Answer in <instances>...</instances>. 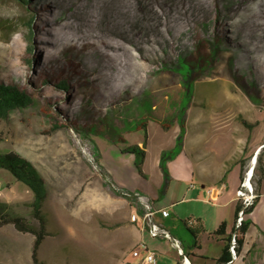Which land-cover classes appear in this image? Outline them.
Instances as JSON below:
<instances>
[{"label": "rangeland", "instance_id": "rangeland-1", "mask_svg": "<svg viewBox=\"0 0 264 264\" xmlns=\"http://www.w3.org/2000/svg\"><path fill=\"white\" fill-rule=\"evenodd\" d=\"M0 82L34 100L0 121V154L30 161L47 186L39 261L138 264L128 229L134 205L112 189L148 191L185 247L194 239L184 222L201 215L206 233L192 261L215 264L223 243L212 235L225 211L209 193L240 188L264 145V0H0ZM130 146L146 151L145 178L135 156L121 152ZM253 169L255 196L258 162ZM32 200L0 169V202L37 230ZM253 220L264 228V200ZM233 222L231 214L228 233ZM145 232L146 247L177 252ZM33 242L12 225L0 228V264H33ZM252 244L234 264H264L257 229L244 251Z\"/></svg>", "mask_w": 264, "mask_h": 264}, {"label": "trees", "instance_id": "trees-1", "mask_svg": "<svg viewBox=\"0 0 264 264\" xmlns=\"http://www.w3.org/2000/svg\"><path fill=\"white\" fill-rule=\"evenodd\" d=\"M25 4H29V0H21ZM184 65V63L179 60L177 68ZM188 67L189 72L186 75V82H190L194 80L195 76H190V71H193V68ZM59 86L62 88H66L65 82H60ZM184 88V97H190L191 90L189 85H183ZM34 104V100L31 95H29L26 91L18 88L15 85L5 84L0 82V121H4L8 118V116L17 110L27 109ZM264 107V101H263ZM243 125L248 129H253V126L246 124L245 122ZM64 126L57 127L55 129L63 128ZM164 130H167L165 126H162ZM142 128L145 131V141L143 147H145L147 133H146V125L143 124ZM184 127L181 125V135L178 138L177 146L182 145V140L184 137ZM122 153L134 155L136 158V169L141 177L145 178L143 173V164L146 159V151L139 146H130L125 148L121 151ZM264 145L261 148V151L258 155V172L260 178L258 180L257 186V194L252 201V204L246 208H243V205L240 201L236 202L235 205V213H234V224L231 232L229 234L226 233L227 226L225 223H222L217 230L214 231L213 236L221 238L223 243V248L221 251V255L218 259L214 262L215 264H231L232 262V255L230 253V245H231V238L235 233L240 231V237H237V243L235 247V252L237 257L241 253L242 243L245 238V235L251 226V222L249 220L243 221L241 228L237 231L235 229L236 221L238 219V214L242 210L244 211V216L247 217L253 213L256 206L260 200V186L264 182ZM165 157L162 159L161 168L163 170L164 175L167 174L166 167L164 165ZM240 166V180L242 179V162H236ZM0 169L7 171L10 175L17 181L23 184L32 194L33 200L31 202V209H32V216L38 222L39 228L36 230L32 228L27 221L22 218L21 216L14 215L8 206V204L0 202V228L12 225L14 229L22 234H31L34 237V242L32 246V253L31 259L33 264H45L38 259V251L43 244L47 232H46V220L42 213V208L44 201L48 195L47 186L43 181L39 171L35 168V166L25 158L21 157L17 153H4L0 154ZM112 193L118 197L124 198V194L115 192L114 190L110 189ZM188 231L192 234L194 239V245H196L198 235L204 231L202 225L200 224L197 229H192L187 227V222H184Z\"/></svg>", "mask_w": 264, "mask_h": 264}, {"label": "crops", "instance_id": "crops-1", "mask_svg": "<svg viewBox=\"0 0 264 264\" xmlns=\"http://www.w3.org/2000/svg\"><path fill=\"white\" fill-rule=\"evenodd\" d=\"M236 162L237 161H235V164H236ZM252 167H253V165L251 164L250 168H252ZM189 171H190L191 175H193L192 168ZM238 176H239V185H240V166H239V174H238ZM238 189H239V187L234 192H232V190H230V191H227L224 194H222V192H220L219 189L213 190L212 193L211 192L209 193L210 196H211L210 200L214 204L213 206L215 208H217V209H223L225 211V212H222V214H219L220 216H217V220L219 221L220 225L222 223H225L227 228H228V225H227L228 218L230 217L231 214L233 215L235 213V205H236V202L238 201V197H237L236 192H237ZM138 194H141V195L149 198L153 202V199L151 198V195H150V193L148 191H145V192L144 191H138ZM116 198L125 201L121 197L116 196ZM263 200H264V194H262L261 190H260L259 203L256 206V208L253 211V213L251 215L247 216V219H249V221L252 223L251 226L249 227L248 231L252 230V229H257V231L261 233L262 241L264 243V228H261L260 226H258V224H256L255 221L253 220L255 212L262 205ZM217 201H219V202L222 201V202L220 204H216L215 205V203ZM203 203L206 204L205 202H203ZM132 205H134V204L132 203ZM154 207H155V205H154ZM156 210L163 211V210H160V209H156ZM135 211H136V206L134 205V210L132 211L131 215H133ZM174 214L175 213H173V215ZM171 216H172V214H170L169 212H168V216H163V214L159 213L156 216L155 221H156L157 224H159L160 226H163L166 230H168L171 233V235L180 242V239L178 237H176V235H174L176 230H174L172 227H169L168 220H169V218ZM192 216L196 217L195 222H191V224L187 223V227H190V226H193V225L199 226L200 224L203 227V223L201 222V219H203V217H201V215H192ZM250 218H251V220H250ZM204 228L205 227H203V229ZM128 229H129V232H130L129 238H131L132 241L135 242V246L132 249V253H133L134 251L139 250L140 245H142L143 243L145 244V242H146V237H145L146 232H145V230H143V228L141 227L140 223H131V224L128 225ZM205 233H206V230L204 229V231L201 232L199 235L205 234ZM226 233L229 234L227 232V229H226ZM245 237H246V235H245ZM212 238L221 241V238H219V237H215V236L212 235ZM158 240L160 241V244L166 245V242H164L165 240H163V239H158ZM196 243H197L196 245H194V243H193L192 246H187V247H185V246H183L181 244L183 252H184L185 256L187 257L189 264H197V263H194L192 261V259L197 258L196 256H198V255H197V253L195 251L200 249L199 242H198V237H197ZM246 245L248 246V244H246ZM149 246L146 247V248L149 251H151V252L156 254V256H157V264H182V257L178 254V252H175L173 250V248H170L167 251V253H162L154 245H151L150 247ZM171 247H174V246L171 244ZM254 247H255V244H252V246H251V248L249 250H247V251L245 250L244 251V248H245V238H244L243 243H242L241 253L235 260H232L231 264H234L236 261L241 259L243 254H245V256L250 254ZM221 251H222V249H221ZM220 255H221V252H220ZM220 255H219V257H220ZM203 260H205V259L203 258ZM215 260H213V261H215ZM243 260H245V259L243 258ZM141 263H142V258L139 260L138 264H141Z\"/></svg>", "mask_w": 264, "mask_h": 264}, {"label": "built area", "instance_id": "built-area-1", "mask_svg": "<svg viewBox=\"0 0 264 264\" xmlns=\"http://www.w3.org/2000/svg\"><path fill=\"white\" fill-rule=\"evenodd\" d=\"M250 178L248 177V171L245 174L244 181L242 182L240 188L237 190L236 194L238 197V201L243 205V208H246L252 204L254 199L253 188L248 187V183ZM124 198L130 200V203L136 206V211L131 216V221L133 223H140L143 230L147 231L151 238L153 239H163L169 241L177 250L178 254L182 257V264H189L187 257L185 256L181 243L174 238L171 233L166 230L163 226H160L156 223V216L161 213L163 216H168V211L156 210L153 202L141 195H126L124 194ZM245 219L244 211L242 210L238 214V219L236 221L235 229L238 231ZM191 224V222H189ZM237 243V233H235L231 238L230 245V253L232 255V259L235 260L237 258L235 247ZM135 258H142L141 264H157V256L155 253L149 251L146 246L143 244L140 245L139 250H136L132 253Z\"/></svg>", "mask_w": 264, "mask_h": 264}, {"label": "bare ground", "instance_id": "bare-ground-1", "mask_svg": "<svg viewBox=\"0 0 264 264\" xmlns=\"http://www.w3.org/2000/svg\"><path fill=\"white\" fill-rule=\"evenodd\" d=\"M259 154V153H258ZM258 154H257V156H258ZM257 156H255L253 159H252V161H251V164L254 166V165H256V163H257ZM253 174H254V169H253V167L252 168H250L249 170H248V177L250 178V181H249V183L247 184L248 185V187H252V185H251V179H252V177H253Z\"/></svg>", "mask_w": 264, "mask_h": 264}]
</instances>
